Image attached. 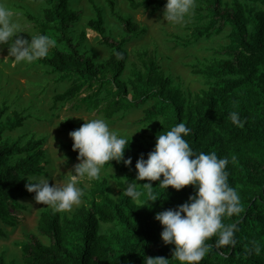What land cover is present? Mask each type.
<instances>
[{"label": "trees", "instance_id": "obj_1", "mask_svg": "<svg viewBox=\"0 0 264 264\" xmlns=\"http://www.w3.org/2000/svg\"><path fill=\"white\" fill-rule=\"evenodd\" d=\"M44 1L47 7L39 35L55 38V45L47 57L37 61L59 74L60 80L70 83L54 95L55 105L73 103L77 108L97 111L112 119L154 100L145 109L144 120L165 118L163 124L152 129L153 142L128 140L125 159L132 158L131 168L116 161L105 165L124 172L129 181L134 180L136 161L141 154L147 159L158 134L185 123L191 130L185 139L195 153L215 152L218 157L229 159L228 182L238 191L241 204L238 214L223 220L226 225H237L236 244L218 248L217 237H212L206 241L208 250L199 264H264V0H245L248 3L234 0L231 5L224 0H208V21L196 31V39L210 38L229 26L230 43L223 47L222 59L195 71L211 81L209 88L195 99L175 86L173 78L165 75L151 58L143 57L145 71L134 69L132 77L124 80L130 57L126 48L128 38L118 40L106 34L105 16L100 7L96 18L88 21V27L103 36L102 43L111 49V54L105 61L96 62L94 57L80 51L69 33L80 19L79 13L71 8L73 0ZM106 1L128 33L141 30L130 16L116 11L115 0ZM126 1L134 9L144 7L153 11L166 4V0ZM7 110V106L0 109V221L16 226L19 222L16 211L23 207L18 198L30 194L25 186L27 178L45 174L42 164L45 152L40 141L26 146L18 141L3 143V134L22 126L26 119L15 111L4 120ZM233 111L239 113L242 126L231 122L229 114ZM65 127L70 132L77 129L71 122ZM72 145L69 143L65 148L74 160L78 152L73 151ZM18 154L24 156L12 163L11 159ZM152 184L151 194L141 188L140 201L135 203L123 193L127 186L124 181L118 182L121 190L113 198L108 192V180L98 179L89 191L88 205L78 208L71 218L64 219L52 209L42 211L38 229L51 241L45 244L30 235L29 242L22 245L25 263L144 264L145 257H164L169 259V264H179L172 259L175 245L163 242V227L155 216L187 202L195 189L189 185L179 191L171 186L166 190L159 186V181ZM102 223H116L119 231L101 233ZM5 235L0 225V237ZM253 241L261 246L259 255L249 251ZM0 264H7L3 257Z\"/></svg>", "mask_w": 264, "mask_h": 264}, {"label": "rangeland", "instance_id": "obj_2", "mask_svg": "<svg viewBox=\"0 0 264 264\" xmlns=\"http://www.w3.org/2000/svg\"><path fill=\"white\" fill-rule=\"evenodd\" d=\"M115 1L116 11L123 16H130L141 30L133 34L128 33L106 0H73L71 8L79 13L80 19L69 29V33L81 52L94 57L96 62L105 61L111 54V49L102 43L103 36L88 27V21L96 18L97 7H100L105 16L106 34L118 40L128 38L126 48L130 57L123 75L124 80L128 81L132 77L134 69L145 71V57L155 60L160 65V70L171 76L174 85L179 86L190 99H195L198 94L209 88L211 81L204 74L195 71L204 69L224 57L222 50L230 43L231 28L226 26L220 34L196 39V31L208 21V0H196L192 14L181 24H167L163 17L164 7L155 11L144 7L134 9L126 0ZM224 1L227 5L234 2ZM240 1L248 3L245 0ZM3 3L16 14L15 18L21 30L25 32L21 33V36L30 40V35H39V27L44 23L43 11L47 7L44 0H3ZM52 40L55 41V38ZM69 84L68 80H60L59 74L38 61L31 64L16 63L8 56L7 46H0V109L8 107L3 119L13 115L15 111L26 117L22 126L6 131L2 141L8 144L18 141L21 146L40 141V147L45 152L42 162L45 165V174L30 178L49 179L50 185L56 183L63 186L67 183L71 175L69 171H73L79 161L72 160L65 148V145L73 143L69 136L70 131L65 127L66 123L71 122L78 129L85 120L100 118L127 141L153 142L152 129L165 122L163 116L144 120L145 109L150 107L154 100L121 112L112 119H107L97 111L77 108L73 103L55 105L54 95L65 90ZM23 156L24 154L15 155L11 162L15 163ZM100 179L108 180V192L113 198L119 196L120 180L126 184L131 182L124 172L106 165L102 168ZM93 181L82 179L78 182V187L83 191L81 203L74 206L70 212L61 213L64 219L71 218L78 208L88 205ZM34 196L35 193H30L24 198H18L23 207L16 211L19 220L16 226L0 221L6 231V235L0 237V257H3L7 264H26L22 245L29 242L30 235L50 244V238L39 231L38 221L41 212L51 208L38 204ZM119 228L116 223H102L100 232L110 234L119 231Z\"/></svg>", "mask_w": 264, "mask_h": 264}, {"label": "clouds", "instance_id": "obj_3", "mask_svg": "<svg viewBox=\"0 0 264 264\" xmlns=\"http://www.w3.org/2000/svg\"><path fill=\"white\" fill-rule=\"evenodd\" d=\"M195 3L196 0H166L164 20L167 24L183 23L192 14ZM15 17L13 10L0 0V46H7L8 56L16 63L31 64L47 57L55 41L46 34L30 35V40L24 38L20 34L25 32ZM229 118L233 124L242 126L238 112H231ZM190 131L181 122L159 133L147 159L141 154L136 161V177L127 182L123 190L131 202L139 203L140 189L151 194L154 181H159V186L166 190L169 186L177 191L189 185L194 187L195 194L187 202L175 209L158 212L155 216L163 227V242L175 245L172 259L179 264H199L208 250L206 241L212 237H217L215 243L218 248L234 246L237 225H226L223 220L241 211L238 191L228 182L226 166L229 159L220 158L215 152L195 153L185 139ZM69 136L73 140V151L78 152L79 163L73 171H69L71 175L67 183L63 186L56 183L50 185L49 179L27 178L25 185L28 192L35 193L34 199L38 204L50 207L55 213L70 212L79 205L83 191L78 182L100 179L106 163L122 162L129 168L132 165L131 157L125 159V150L129 147L127 139L112 130L104 119L85 120ZM138 181L146 182L140 184ZM153 201L156 200L153 198ZM249 251L259 255L260 244L253 241ZM144 264H169V259L145 257Z\"/></svg>", "mask_w": 264, "mask_h": 264}]
</instances>
